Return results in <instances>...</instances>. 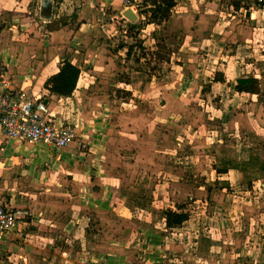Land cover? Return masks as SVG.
<instances>
[{
  "label": "crops",
  "instance_id": "obj_1",
  "mask_svg": "<svg viewBox=\"0 0 264 264\" xmlns=\"http://www.w3.org/2000/svg\"><path fill=\"white\" fill-rule=\"evenodd\" d=\"M3 1L6 9L2 6L0 10V23H3L0 33L4 29L10 35L14 31L16 36L24 33L28 38L26 43L27 47L30 46V56L22 66L18 62L6 63L0 55V65L7 68L17 90L45 103L51 117L59 124L72 126L78 139L63 150H53L42 145L9 140L0 129V197L21 214L16 231L0 234V251H3L0 264L5 254L14 253L15 246L22 247L24 252H27V247L31 248L24 257L26 263L21 261L20 264H50L51 261L43 257L48 253L40 250L41 247L67 243L71 235L76 239L84 234L89 244L87 252L92 251L91 255L94 256L96 252L106 254L105 249L99 251L93 246L110 245V239L105 237V231L110 229L104 226L112 225L104 221L94 223L92 215L85 212L96 203L97 210L107 216L109 212H104V204L109 199L111 181L108 178L103 180L105 187L98 197L96 192L99 191L94 189H97V181H92L90 186L74 179L71 185L65 175L61 178L55 176L54 169L57 167H72L80 155V146L84 144L88 146V155L84 158L94 160L84 166L98 170L95 161L101 155L105 156L102 152L145 146L147 135H151V138H147L149 144L156 142L158 147L163 146V143L158 144V140L166 131L168 135L178 131L188 137L196 136L195 139L201 140L200 148L205 142L209 144L205 152L206 155L211 154L212 170L215 165L223 168L224 163L229 161L228 173L219 176V180L227 183L225 188L220 187V194L226 196L221 201L228 208L226 212L230 210L231 216L243 215L239 203L241 201L243 204L244 201L239 195L227 192L233 186L243 185L244 177L251 180L252 186L256 184L255 177L248 173L250 169L264 176L262 11L246 18V13L242 17L240 9L231 6V0H177L168 21L145 26L142 20L141 23L132 24L120 15L122 0L120 6L113 7V0ZM57 11L65 20H62L60 27H52L59 18ZM38 13L41 18L47 17L42 19L46 21L44 27L36 23L35 27L33 23L32 17ZM111 19L115 26L134 28L133 36L139 38H142L140 32L145 27L152 26L154 34L149 37L156 45L143 49V55L135 63L128 60L130 49L125 45L114 52L112 46L104 50L103 42L110 34L106 24ZM139 23L140 29H136ZM49 26L52 28L46 29ZM143 38H146L144 34ZM33 40H37L38 45ZM142 41L145 48V40ZM124 43L128 44L127 41ZM144 51L152 55L151 64L147 63ZM124 53L128 55L123 56ZM116 56H122L124 60L118 61ZM65 60L81 71L77 88L70 97L57 96L45 87L47 80L59 72ZM131 62L136 67L132 65L130 68ZM248 77L259 81V94L235 93L231 97L228 84ZM129 88L132 91H128ZM210 116L212 119L217 117L214 119L216 123H201V118L209 120ZM173 122L178 126L174 127L176 124L173 125ZM180 128L185 129L186 133H180ZM227 140L235 141L232 150L225 144ZM218 144L220 149H216ZM115 158L117 161L118 157ZM43 165H50L53 169L43 172ZM38 172L43 174L36 180L33 177ZM55 177L57 179H53ZM51 180L52 183H49ZM60 182L70 185L67 194L72 200H65L62 190L56 189L62 188ZM80 190H87L86 197H79L77 193ZM235 200L236 203L231 206ZM255 208L256 205L254 214ZM262 213L263 220H258L255 226L259 224L264 227V211ZM83 217L90 220L86 218L89 222L81 227ZM107 218L110 220L111 217ZM230 227L219 223V226L211 227V236L204 235L201 239L193 240L188 237L189 242L185 238L184 243L179 241L185 248L177 260H172L175 255L170 256L176 246V237L158 238L153 245L156 251L153 252L151 264H224L227 257L222 254L223 247L228 245L224 228ZM98 229L103 231L97 237L94 230L100 231ZM234 241L237 246L229 255L235 261L237 257L246 264H264V238H235ZM192 243L199 249L198 255L190 253ZM214 243L216 246L211 249L209 245ZM215 250L217 253H214ZM111 251H107L109 255ZM69 261L78 263L72 258Z\"/></svg>",
  "mask_w": 264,
  "mask_h": 264
},
{
  "label": "rangeland",
  "instance_id": "obj_2",
  "mask_svg": "<svg viewBox=\"0 0 264 264\" xmlns=\"http://www.w3.org/2000/svg\"><path fill=\"white\" fill-rule=\"evenodd\" d=\"M4 2L0 0V10L2 6L6 9ZM120 5V0H113L111 7ZM232 9L230 12L233 13ZM57 15H59V18L51 25L52 27H60L62 20H65V17L60 12L57 11ZM262 15L260 14L261 20L264 19ZM1 18L2 15L0 14ZM43 18L45 20L47 17L41 18L39 13L37 16H33L34 25L36 23L38 26L44 27L46 21L42 20ZM59 20L61 22H57ZM141 20H139L140 23ZM110 21L106 24V28L110 31V34L103 42L104 50H107L108 46H112L114 52V50H118L122 45H125L130 50L128 52L129 55L124 53L123 56L128 55V60H134L133 62L135 63L138 57L143 55V49L147 50V46L152 48L156 45L151 38L154 34L152 26L145 27L140 32L142 38H139L133 36V33L136 31L134 28H124L120 25L115 26L114 20ZM140 23L136 26V29H140ZM2 24L0 23L1 27L3 26ZM257 25L260 24L257 23ZM51 26L46 29L52 28ZM145 26H147L146 23ZM260 28L264 29V24ZM9 32L13 33L12 29H9ZM119 32L121 36H119ZM15 33L14 31V34L10 35L6 29L0 33V55L6 60V63L18 62L23 66V63L30 56L28 53L30 46L27 47L26 41L28 38H26L24 33L17 34V36ZM143 34L146 38H143ZM126 35L129 37L124 38ZM36 39L39 40V38ZM142 40H145V48L142 46ZM33 41L38 45L39 42L37 40ZM125 41L128 44H125ZM60 45L63 46V43ZM144 56L147 59V63L151 64L152 55L144 51ZM116 59L121 62L124 60L122 56H116ZM133 62L130 63V68L133 67L132 65L136 67ZM128 91H132V88H129ZM208 115H210V112ZM212 118L209 120L201 118L200 121L203 124L216 123L214 119H217V117ZM175 124L176 122H173V125ZM176 126L178 125L176 124L174 127ZM179 130L180 133H186L183 128ZM167 133L168 131L158 140V144L163 143L161 147H158L156 142L149 144L147 138H151V135H147L145 146L122 148L113 151L105 150V152H102L105 156L101 155L95 161L98 170L84 166L87 162L94 161L91 157L84 158L85 155H88V146L84 144L80 146L81 150H78L80 155L77 157V161L72 164V167L65 165L64 168L61 166L59 169L58 167L54 169L56 177L61 178L65 175L71 185H73L74 179L80 180L85 185L90 186H92V181H97V190L100 192V195L103 187H105V181L103 180L108 178L111 183L108 188L109 199L104 204V212L109 213L106 216V213L97 210L96 203H93L90 209H86L85 214H91L92 222L94 223L104 221L103 223L108 222L112 227L106 224L104 226L105 229H110L109 231H105L107 233L106 239H110L108 247L93 246L92 242H89L91 246L99 251L105 249L106 254L96 252L94 256L91 255L92 251L87 252L89 244L84 234L76 237V239L71 235L67 243H58L56 247L49 246V244L41 247L40 250L48 253L43 257L49 259L51 261L50 264H72L69 261L70 258L77 261V264H151L153 252L155 253L156 251L153 249V245L157 243L156 240L158 238L165 239L167 237H173V239L176 237V246L173 248L170 256L175 255L176 257L172 260H177V257L181 255L185 248L179 241L184 243L185 238L189 242L188 237L193 240L197 238L201 239L204 235L211 236V227L219 226V223L231 225L232 227L224 228V236L228 239V245L223 247L222 252L223 256L227 257L224 264H246L237 257L236 262L229 255V252L237 246L234 241L235 238L238 240L255 237L257 239L264 238V227L259 224L255 226L258 220H263L261 215H263L262 212L264 211V176L257 172V170L250 169L248 173L252 177H255L254 181H256V184L254 183L253 186H249L248 183L251 180L243 176V185L233 186V189H228V194L234 193L239 195L244 201L243 204H241V201L239 203L243 208V215L233 214L231 216L229 214L230 210L229 213L226 212L225 209L228 208L221 201L226 196L220 194V187L225 188L227 183L225 184L223 180H219L221 178L211 169V154L206 155L205 152L206 145L209 144L205 142L203 147L200 148L201 140L195 139L196 136L190 135L188 137L187 135L179 134L178 131L171 132L172 134L170 135ZM134 143L132 142V144ZM225 144L228 149L232 150L236 143L234 140H227ZM219 147L220 144L216 146V149H220ZM115 157H118L117 161ZM78 162L82 165L81 167ZM51 169L53 168L50 165H43L41 170L44 172ZM43 172H38L33 178L38 180L37 178ZM87 174L88 176L85 177ZM111 176L113 178H109ZM56 177L53 179H57ZM94 178L95 180H93ZM256 179L260 180V182ZM52 180L49 183H52ZM59 184H63L62 188L56 187V189L62 190V194H64V197L66 196L64 199L72 200L69 197L70 194H67V189H70V185L67 182H60ZM73 189H77V187ZM77 194L81 198L86 197L87 190H80ZM113 194H115L114 198ZM236 201H232L231 206ZM185 204L190 205L193 218L180 228L178 227L172 232L167 231L164 225V212L166 210H176L177 206ZM255 205L256 213L254 214ZM107 217H111L109 218L110 220ZM86 218L83 217L81 219V227L86 226L89 222L90 218L89 220ZM102 229H98L100 231L94 230L97 237L103 231ZM189 233H191L190 236L188 235ZM209 246L213 249L216 244L214 243ZM14 248H16L14 253H7L3 256L1 264H20L21 261L25 262L24 257L27 256L26 253H30L31 248L27 247V252L22 251V247L20 248L19 246H15ZM198 250L192 243L190 253L198 255ZM107 251H111V254L109 255ZM214 253H217V251L215 250ZM2 255L3 251H0V256Z\"/></svg>",
  "mask_w": 264,
  "mask_h": 264
},
{
  "label": "built area",
  "instance_id": "obj_3",
  "mask_svg": "<svg viewBox=\"0 0 264 264\" xmlns=\"http://www.w3.org/2000/svg\"><path fill=\"white\" fill-rule=\"evenodd\" d=\"M231 1L232 7L240 9L242 17L248 11L264 13V0ZM147 3L148 0H122L120 15L125 19L123 12L130 10L144 19L142 12L147 9ZM0 129L9 140L42 145L53 150H63L78 139L72 126L59 124L51 117L45 103L33 100L26 92L17 90L3 65H0ZM20 216L0 197V234L14 231Z\"/></svg>",
  "mask_w": 264,
  "mask_h": 264
},
{
  "label": "trees",
  "instance_id": "obj_4",
  "mask_svg": "<svg viewBox=\"0 0 264 264\" xmlns=\"http://www.w3.org/2000/svg\"><path fill=\"white\" fill-rule=\"evenodd\" d=\"M176 1L177 0H148L147 9L142 12L144 16V19H142L143 24L160 25L168 21L176 6ZM80 73L79 67L65 60L61 63L59 72L47 80L45 87L57 96L70 97L77 88ZM221 81H223V79H221ZM228 86L231 89V97L235 93L257 95L260 92L259 81L254 77L238 79L229 83ZM224 164L223 168L215 165L214 170L217 176L228 173L227 165H229V161H226ZM232 164L231 162V165ZM248 184L252 186L251 182ZM94 189L97 191L96 187ZM96 193L97 196H101L100 192ZM189 206V204L179 205L176 210H166L164 212V225L167 231L172 232L174 229L181 227L184 223L193 218V213Z\"/></svg>",
  "mask_w": 264,
  "mask_h": 264
},
{
  "label": "water",
  "instance_id": "obj_5",
  "mask_svg": "<svg viewBox=\"0 0 264 264\" xmlns=\"http://www.w3.org/2000/svg\"><path fill=\"white\" fill-rule=\"evenodd\" d=\"M256 12L257 11H253V12L248 11V12H246V16L245 17L249 18V15H251L252 13H256ZM123 16L125 17L126 20H128L132 24L137 23L141 19V17L139 15L134 14L130 10H127V11L123 12Z\"/></svg>",
  "mask_w": 264,
  "mask_h": 264
}]
</instances>
